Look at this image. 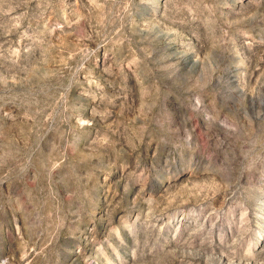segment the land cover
Returning a JSON list of instances; mask_svg holds the SVG:
<instances>
[{"label":"rangeland","instance_id":"374dc122","mask_svg":"<svg viewBox=\"0 0 264 264\" xmlns=\"http://www.w3.org/2000/svg\"><path fill=\"white\" fill-rule=\"evenodd\" d=\"M0 264H264V0H0Z\"/></svg>","mask_w":264,"mask_h":264}]
</instances>
